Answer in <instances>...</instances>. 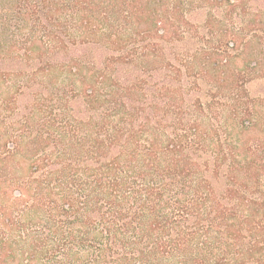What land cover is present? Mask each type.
Returning a JSON list of instances; mask_svg holds the SVG:
<instances>
[{
  "label": "trees",
  "instance_id": "1",
  "mask_svg": "<svg viewBox=\"0 0 264 264\" xmlns=\"http://www.w3.org/2000/svg\"><path fill=\"white\" fill-rule=\"evenodd\" d=\"M24 2L0 264H264V139H244L262 98L238 84L260 60L225 85L239 39L263 47L264 0Z\"/></svg>",
  "mask_w": 264,
  "mask_h": 264
},
{
  "label": "rangeland",
  "instance_id": "2",
  "mask_svg": "<svg viewBox=\"0 0 264 264\" xmlns=\"http://www.w3.org/2000/svg\"><path fill=\"white\" fill-rule=\"evenodd\" d=\"M25 3L24 0H0V42L16 44V46L12 47L13 52L11 50L8 52L3 51L4 56L1 57V60L4 59L5 62H1L0 60V71L10 72L14 71V69L16 70L13 65L7 68V63L10 59H15L17 53L27 46L31 30L33 31L34 28L39 26H34V23L27 21L25 9L23 8ZM249 37L250 34H246V43L244 44L239 39L237 49L230 52V63L226 69L228 80L225 85L229 87L235 86L236 83L232 81L238 76L236 72L245 69L248 63L256 59L260 60L257 74L249 73L243 80L239 79L238 81V84L243 86V89H246L249 97L262 98L258 101L261 110H259L256 121L250 130L244 134L245 140H252L251 143L257 146L258 139H264V44L261 48L260 42H257L255 39L252 42H248ZM237 91L241 95L244 93L240 88H237ZM262 153L264 154V150Z\"/></svg>",
  "mask_w": 264,
  "mask_h": 264
}]
</instances>
